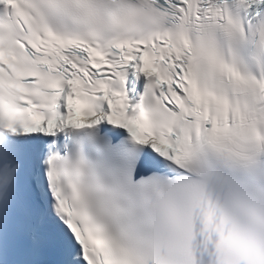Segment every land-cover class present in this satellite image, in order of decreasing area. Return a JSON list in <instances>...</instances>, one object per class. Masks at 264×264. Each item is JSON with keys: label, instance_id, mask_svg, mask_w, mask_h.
I'll return each mask as SVG.
<instances>
[{"label": "snow or ice", "instance_id": "obj_1", "mask_svg": "<svg viewBox=\"0 0 264 264\" xmlns=\"http://www.w3.org/2000/svg\"><path fill=\"white\" fill-rule=\"evenodd\" d=\"M0 264H264V0H0Z\"/></svg>", "mask_w": 264, "mask_h": 264}]
</instances>
